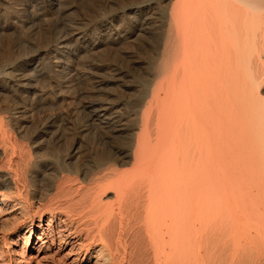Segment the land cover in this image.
<instances>
[{"label": "bare ground", "instance_id": "1", "mask_svg": "<svg viewBox=\"0 0 264 264\" xmlns=\"http://www.w3.org/2000/svg\"><path fill=\"white\" fill-rule=\"evenodd\" d=\"M124 1L69 19L70 0H0V264L54 247L78 264H264V0ZM154 30L163 50L130 118L106 91L127 73L106 78L89 56ZM77 82L90 87L69 111L39 113ZM65 112L86 124L48 163ZM95 124L110 141L83 166L78 134Z\"/></svg>", "mask_w": 264, "mask_h": 264}, {"label": "rangeland", "instance_id": "2", "mask_svg": "<svg viewBox=\"0 0 264 264\" xmlns=\"http://www.w3.org/2000/svg\"><path fill=\"white\" fill-rule=\"evenodd\" d=\"M70 1L71 2H69V3H71V4L75 3L74 5L76 7H74L75 9H73L70 12L71 14L70 13L67 14V17L69 19H73L72 17H74V18L78 17L79 12L80 13L85 12V14L87 13V15H91V16H93V14H95L94 17L99 19L103 16V13L110 10V8H112L113 11H118V10L120 11V10H122L123 7H125L124 5H126V4L122 3L123 0H121L122 2L120 0H115V2H119L120 4L115 3L112 0L111 5H105L104 0H70ZM124 2L126 3V0ZM67 3H68V1H67ZM121 4H122V8L120 6ZM118 7L120 9H117ZM160 13H161V11H160ZM46 36H47L46 33H42L40 35V37L38 36L37 40L39 41V43L37 42L38 43L37 46H40V47L47 46V40L48 39L46 38ZM3 38H4L3 39L4 45L7 48L9 46L8 44L12 43L13 38H12V36L10 37V33H9V35L8 34L3 35ZM15 38H16V36H15ZM17 38H18V36H17ZM141 38H142V35L138 38L136 37L137 41H136V39L135 40L133 39L132 40L133 42L130 41L129 44L131 45V47L129 44H127L128 42L125 43L126 45H124V44L120 45L121 51L119 50V52H121L120 54H122V55L124 54L125 58L122 55L120 57L118 54L119 52L116 50L117 53L115 54V51H112L111 55H110V53L108 55V53H106V52H104V53L99 52V53L90 54L91 57L89 56V58H91V59L87 58V60H86V61L90 60L91 62H93V64H95V62L97 61L95 65L104 66V70H102L100 73H102V74L104 73L103 75H105L104 77H106V78H107V75L109 76V78L112 77L113 75L115 76L114 72L117 74L120 70L127 73V76L124 77L125 80L121 81V83H120L121 85H123L120 90H119V87L116 84V82H111L109 87L108 86H107L108 88L106 87L107 88L106 91L109 90L110 93H113L114 99H117V98H119L117 100L121 99V102H122V106H120L121 110L126 114L127 117L131 116L130 118H134L133 111L138 106L137 102H139L140 97L143 95V93H145L147 91V88L149 87L150 82H149V78L147 77V72L149 70H151L153 66L156 65V63L159 59L158 57L163 50L161 30H154L151 32L150 31L145 32L143 34L142 40H141ZM21 42L22 43L20 46L14 48L15 54H16L15 56H17V57H19L20 55L26 54L29 51V48L26 46L27 42L25 41L24 38H22ZM123 46H125L126 48H124ZM118 47L119 46H117V49H118ZM122 47L124 50H122ZM140 47H142V48H140ZM143 47H145V48H143ZM19 48H20V50H19ZM17 49H18V51H17ZM6 51H8V50H6ZM0 52L1 53L4 52L2 47H0ZM1 53H0V56H1ZM0 60H1V57H0ZM1 62H3V61L1 60L0 64H1ZM146 65H148V66H146ZM149 66H150V68H148ZM116 67H117V69H116ZM145 67H146V69H145ZM111 71L113 72V74ZM105 72H107V73L105 74ZM126 85L130 86L129 89ZM89 87H90V85L88 82H83V83L77 82L75 84V86L65 89L66 92L63 94L64 95V98L62 99L63 101L61 100L59 102L60 104L55 105L54 108H51L50 105H46L45 108L39 107L40 108V109H38L39 113H41V114H43V113L45 114L47 112L52 113V112H55L56 110H58V108H60V107H61V109L65 108L64 111H66V110L69 111V109H71L72 107H68V106L72 105L71 103H72L73 98H74L73 96H75V94H77V92H78V102H79V99L82 100L80 94L81 95H82V93L85 94L84 91ZM116 87H118V88H116ZM123 89H126L127 91H126V93L122 94ZM127 92H131V93H129L130 95ZM135 93H137V94H135ZM130 98H132V99H130ZM58 106H60V107H58ZM65 113H63L64 115H62V116H64L63 118L60 117L59 124H58V125H62L63 129L56 131V128L52 127L50 129V131H51V133L53 132V136L54 135H56V136L52 137V134H51L48 137H46V139L44 141H42V145H43L42 149H43V152H45V153L47 152V154H45V159L47 160L46 162H48V163H54V162H56V160L60 161L61 159H63L62 155H63L64 151L67 150L68 147L73 142V135H70V133L68 131L69 129L67 127L78 129V131H80V129H83V127H85V124H86L85 119H84L85 117L82 114H79V112H78V116L77 115L76 116L71 115L72 117L70 118V115L67 112H65ZM36 115L38 116V113ZM36 115L32 119L29 118L33 121V125H30L31 124L30 123L29 127H28L29 130L27 129L29 131V135H30L29 138L30 139L32 137H34L39 132L37 130H41L40 126L39 127L36 126L37 125L36 124L37 122L35 121V120H37ZM63 119H65V120H63ZM63 122H65L66 124L63 125L62 124ZM97 127H98L97 124H95L93 126H89L85 132H82L83 134H80V133L78 134V139H80L81 144H82L81 162H82V164L85 163L83 166H86L87 164L91 165L92 163H94L93 161H95L96 154L99 153L102 149H104V147H107L108 142L110 141V137L107 136L106 134H102V131H100V130L97 131V129H98ZM64 128H66L67 131H65L66 129H64ZM61 134H63V136ZM81 136L82 137L84 136V139ZM60 137H61V139H60V141H58ZM28 150L30 152L32 151L30 147H28L26 151H28ZM29 189L30 188H28V190ZM24 192H25V189H24ZM26 192H25V194H27ZM6 226H7L6 222L3 219L2 220L0 219V230H2V229L4 231L7 230ZM21 243H23V240ZM5 247H6L5 244L0 242V251L4 250ZM54 249H55V247H54ZM54 249H53V251H51L49 253V254H51V258L43 259V258H41L42 255H40V257H38V259H37L39 264H78V261L72 262L71 259L67 260V259L63 258L62 255H60L58 253L55 254ZM93 261H94V258H92L90 263H84V264H94ZM33 264H36V262ZM79 264H81V263H79Z\"/></svg>", "mask_w": 264, "mask_h": 264}]
</instances>
